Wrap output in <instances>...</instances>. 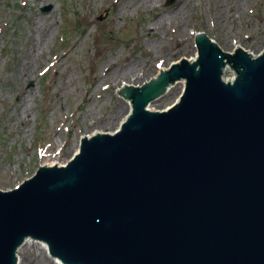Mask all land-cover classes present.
Masks as SVG:
<instances>
[{
    "label": "water",
    "instance_id": "95a60500",
    "mask_svg": "<svg viewBox=\"0 0 264 264\" xmlns=\"http://www.w3.org/2000/svg\"><path fill=\"white\" fill-rule=\"evenodd\" d=\"M194 43L196 57L114 93L131 103L118 130L0 190V264L27 240L62 264H264V50ZM180 81L176 104L150 109Z\"/></svg>",
    "mask_w": 264,
    "mask_h": 264
},
{
    "label": "rangeland",
    "instance_id": "374dc122",
    "mask_svg": "<svg viewBox=\"0 0 264 264\" xmlns=\"http://www.w3.org/2000/svg\"><path fill=\"white\" fill-rule=\"evenodd\" d=\"M238 1L0 0V190L42 165L66 164L83 136L118 130L131 103L114 93L196 55L199 31L225 52H262L264 0ZM112 64L120 72L133 64V72L107 77ZM234 74L227 68L224 77ZM184 88L176 83L150 109H169ZM44 246L30 240L19 263L57 264Z\"/></svg>",
    "mask_w": 264,
    "mask_h": 264
},
{
    "label": "bare ground",
    "instance_id": "6f19581e",
    "mask_svg": "<svg viewBox=\"0 0 264 264\" xmlns=\"http://www.w3.org/2000/svg\"><path fill=\"white\" fill-rule=\"evenodd\" d=\"M242 1L245 2V0H239V1H238V6H237V7H239V6L241 5ZM239 2H240V4H239ZM184 4H185V3H184ZM183 6H184V5H183ZM179 8H180V7H179ZM182 8H183V7H181L180 9H177V10H174V11H173L175 17H178V16L181 17V15L183 14V12H182ZM230 8H231V7H230ZM231 9H232L231 12H233V11H234V8L232 7ZM223 11H224V6L221 5L220 10H219L220 14H221ZM234 12H235V11H234ZM234 12H233V13H234ZM170 17L172 18L171 15L169 16V19H170ZM166 20H167V17L161 14V22L164 23ZM34 22H35V19H34ZM162 23H161V24H162ZM159 24H160V23H159ZM159 24H158V25H159ZM162 25H163V24H162ZM155 31H156V30H155ZM155 31H154L153 35L156 34ZM31 51L34 52V49H32ZM196 56H197V54L194 55L193 57H196ZM133 66H134V65L132 64V65H130L125 71L120 72V71H119L120 69H118L119 67H117V65H115V64H112V66H107L106 71H107L108 74H107L106 76L108 77V76H110V75H113L114 77H117L118 74H121V75H130V74L133 72ZM134 69H135V68H134ZM166 69H168V68L161 69V70H166ZM121 70H122V69H121ZM133 76H135L134 73H133ZM224 79H225V80H232L233 78H231V79H227V78L224 77ZM170 88H171V87H170ZM170 88H169V89H170ZM169 89H168V91H169ZM167 93H168V92H167ZM167 93H166V94H167ZM166 94H165V95H166ZM25 100H26V99H25V94H23V95H22V94L19 95L18 101H19L20 104H22L23 102H25ZM127 101H128V100H127ZM128 102L130 103V101H128ZM151 104H152V103H151ZM149 107H150V106H149ZM130 111H131V106L128 107V114L130 113ZM94 133H96V132H94ZM94 133H92V134H94ZM92 134H91V135H92ZM79 147H80V145L78 146V148H77V150H76V153L78 152ZM76 153H75V154H76ZM46 165H47V166H54V165H56V164H54V165H53V164H46ZM58 165H59V164H58ZM60 165H63V164H60ZM29 241H30V240H27L24 246H26L27 243H28ZM44 245H45L44 248L46 249V251H49V249H48V245H46L45 243H44ZM45 249H44V250H45ZM20 251H21V250H20ZM19 254H20V252H19ZM52 259H54V261L56 260V263H57V264H62L58 259H55V258H52ZM19 264H20V263H19Z\"/></svg>",
    "mask_w": 264,
    "mask_h": 264
}]
</instances>
